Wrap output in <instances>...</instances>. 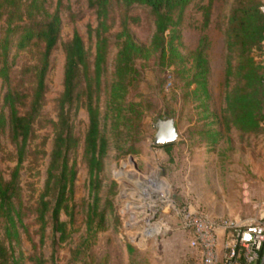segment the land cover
<instances>
[{
  "label": "rangeland",
  "instance_id": "374dc122",
  "mask_svg": "<svg viewBox=\"0 0 264 264\" xmlns=\"http://www.w3.org/2000/svg\"><path fill=\"white\" fill-rule=\"evenodd\" d=\"M57 1L46 0L45 5L53 11ZM233 1L191 0L180 28V49L186 55L195 51L200 39L206 35L205 53L211 65L208 75L210 97L202 96L200 100L192 101L191 87H186L181 79L183 74L178 64L169 74L157 65L154 55L137 61L141 73L127 96L129 100L142 104L139 110L143 116L131 121L122 120L119 129L108 121L106 131L111 141L110 149L104 157V169L99 173L97 191L91 190L84 159L88 111L82 104L77 110L72 109L71 122L79 138V147L70 156V162H75L77 169L74 198L70 202L74 220L70 222V216L62 213V220L69 223L66 239L60 241L61 233L54 231L50 213L46 215L48 221L44 237L41 238L42 225L37 219L36 209L44 193L49 192L46 198H52L54 194V180L50 181V189L47 184L54 139L51 124L58 115L56 100L64 90L65 53L62 43L77 30L90 51L93 71L96 35L95 31L89 32L88 25L93 29L97 26L96 13L88 0H63L61 39L51 54L52 69L47 79L43 119L28 145L20 168V184L24 195L22 213L29 232L23 233L25 252L41 253L47 259V264H203L201 249L195 244L193 231L184 225L180 209L195 205L208 215L225 214L227 218L244 224L264 220V129L260 134L242 141L235 131L225 132V127L219 126L224 129V135L217 149V144L208 142L204 130L218 127L219 121L212 116L205 118L207 112L200 106L201 102H207V111L210 113L220 112L224 105L227 17ZM111 3L109 24L112 26L107 33L111 40L109 75L114 70L118 51L115 35L121 30L123 21L128 24L136 41L146 46L150 44L156 29L155 17L148 6L135 5L126 12L118 0H112ZM203 5L209 8H206L210 13L207 25L204 17L206 9L200 8ZM3 9L5 7L0 11ZM5 17L0 13V39ZM41 48L42 44H34L17 50L16 46L11 45L8 56L9 79L0 73V112L9 113L4 102L5 94L10 86L19 84L18 70L24 63L40 58L38 52ZM2 67L3 57L0 56V71ZM189 67L190 62L187 63ZM104 98L103 95L102 111L105 110ZM25 109L21 107L22 111ZM167 114L174 115L181 137L168 148L166 145L154 144L156 128L153 125L157 118ZM197 149L203 151L204 155ZM17 158L16 142L11 132L0 128V174L5 179H11ZM128 162H135L143 182L152 181L159 186L167 184L171 196H154L157 202L152 210L151 201L143 202L142 193L134 190L133 181L136 179L134 173L130 174L128 170ZM192 171L195 175L193 182ZM93 205H96L95 210L99 215L95 214L93 222L89 224ZM139 206H143V212ZM145 217H151L154 222L149 232H145L148 228ZM225 231L223 249L233 233L227 232V229Z\"/></svg>",
  "mask_w": 264,
  "mask_h": 264
},
{
  "label": "trees",
  "instance_id": "16d2710c",
  "mask_svg": "<svg viewBox=\"0 0 264 264\" xmlns=\"http://www.w3.org/2000/svg\"><path fill=\"white\" fill-rule=\"evenodd\" d=\"M45 1L0 0V10L5 7L0 13L6 16L0 39V56L3 57L1 75L9 79L8 56L11 45L22 50L30 45L42 44L38 52L40 58L24 63L18 70L19 84L10 86L5 94L4 102L9 113L0 112V128L11 132L18 156L11 179H5L0 174V264H47V259L41 253H27L23 249V233L28 232V226L24 223L25 215L22 213L24 195L20 184V168L28 145L43 119L48 92L47 79L52 69L51 54L61 39L63 0L57 1L53 11L45 5ZM111 1L88 0L97 16L96 28L88 25L89 32L95 31L96 35L93 71L90 51L77 30L62 43L65 53L64 90L56 100L58 115L51 124L54 139L47 184L50 189V181L54 180V194L52 198H46L49 192L44 193L36 209L37 219L42 225L41 238L44 237L48 213L54 231L61 233L60 241L66 239L69 223L62 220V213L70 216V222L74 220L70 202L74 198L77 169L75 162H70V156L79 147V138L71 122L73 108L77 110L79 104H82L88 111L84 159L91 190L97 191L99 173L104 169V157L110 149L111 141L106 131L108 121L119 129L122 120L131 121L143 116L139 110L142 104L129 100L127 96L141 73L137 66L139 59L154 55L157 65L169 74L178 64L183 74L181 79L186 87H191L192 101L200 100L202 96L210 97L208 75L211 65L205 53L206 35H203L197 49L189 55L180 49V28L191 0H118L126 12L135 5L148 6L155 17L156 29L150 44L146 46L136 41L128 24L123 21L121 30L115 35L118 51L114 59V70L109 75L111 40L107 33L112 26L109 24ZM200 8L208 7L203 5ZM208 9L204 14L205 25L210 21ZM227 19L224 105L220 112L210 113L207 102H201L200 105L207 112L205 118L212 116L219 121L218 127L204 130L212 145L218 144L224 135L221 126L225 127V132L235 131L242 141L246 137L260 134L264 129V0H234ZM189 62L190 67L187 68ZM103 95L104 111L101 109ZM21 107L26 108L25 111ZM95 207L91 206L89 224L93 222L95 214L99 215Z\"/></svg>",
  "mask_w": 264,
  "mask_h": 264
},
{
  "label": "built area",
  "instance_id": "2783aa9c",
  "mask_svg": "<svg viewBox=\"0 0 264 264\" xmlns=\"http://www.w3.org/2000/svg\"><path fill=\"white\" fill-rule=\"evenodd\" d=\"M130 174L135 176L134 190L141 192V200L151 201V209L156 206L157 200L154 196H171L167 184L162 186L154 184L152 181L143 182L142 174L138 172L135 162H128ZM143 184V185H142ZM159 199V198H157ZM143 212V206H139ZM182 211V212H181ZM183 215L184 225L194 233L195 244L201 249L203 264H219L220 257L217 247V229L224 228L231 234L225 246V252L221 264H264V258H261V251L264 248V220L255 223L244 224L238 220L227 217H212L203 209L185 207L180 209ZM148 215V214H147ZM145 224L149 232L154 222L151 217H145ZM144 235V233H138Z\"/></svg>",
  "mask_w": 264,
  "mask_h": 264
},
{
  "label": "water",
  "instance_id": "95a60500",
  "mask_svg": "<svg viewBox=\"0 0 264 264\" xmlns=\"http://www.w3.org/2000/svg\"><path fill=\"white\" fill-rule=\"evenodd\" d=\"M153 125L156 128L155 145H171L180 140L181 137L173 114L160 116L154 121Z\"/></svg>",
  "mask_w": 264,
  "mask_h": 264
},
{
  "label": "crops",
  "instance_id": "0c3cea01",
  "mask_svg": "<svg viewBox=\"0 0 264 264\" xmlns=\"http://www.w3.org/2000/svg\"><path fill=\"white\" fill-rule=\"evenodd\" d=\"M201 144V143H200ZM207 148V147H206ZM218 144H217V149H218ZM199 151V153H202L203 151H201L200 149H197ZM202 155H204V152L202 153ZM194 165V164H193ZM197 174H199L197 172ZM195 179V175H194V171L191 172V180L192 182L194 181ZM203 204L205 205L206 202L205 200L203 199L202 200ZM192 208H199V206H193L192 205ZM204 210V209H203ZM211 216V215H210ZM212 217H227L225 216V214H221V215H212ZM225 235H226V231L224 230V228H219L217 229V247H218V251H219V257H220V262L219 264H221V261H222V257L224 255V252H225V249H223V244H224V239H225ZM261 258H264V248L263 250L261 251Z\"/></svg>",
  "mask_w": 264,
  "mask_h": 264
},
{
  "label": "bare ground",
  "instance_id": "6f19581e",
  "mask_svg": "<svg viewBox=\"0 0 264 264\" xmlns=\"http://www.w3.org/2000/svg\"><path fill=\"white\" fill-rule=\"evenodd\" d=\"M130 166H131V165H130ZM130 166H129V167H130ZM129 167H128V168H129ZM128 168H127V169H128ZM128 170H129V169H128Z\"/></svg>",
  "mask_w": 264,
  "mask_h": 264
}]
</instances>
